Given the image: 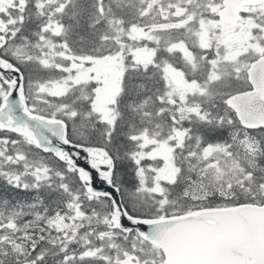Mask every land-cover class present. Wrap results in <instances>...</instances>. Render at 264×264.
I'll return each instance as SVG.
<instances>
[{
	"label": "snow or ice",
	"instance_id": "1",
	"mask_svg": "<svg viewBox=\"0 0 264 264\" xmlns=\"http://www.w3.org/2000/svg\"><path fill=\"white\" fill-rule=\"evenodd\" d=\"M0 264H264V0H0Z\"/></svg>",
	"mask_w": 264,
	"mask_h": 264
}]
</instances>
